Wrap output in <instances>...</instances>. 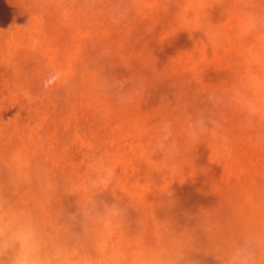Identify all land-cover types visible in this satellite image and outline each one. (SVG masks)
I'll return each instance as SVG.
<instances>
[{
  "label": "rangeland",
  "instance_id": "rangeland-1",
  "mask_svg": "<svg viewBox=\"0 0 264 264\" xmlns=\"http://www.w3.org/2000/svg\"><path fill=\"white\" fill-rule=\"evenodd\" d=\"M6 225L0 264H264V0H0Z\"/></svg>",
  "mask_w": 264,
  "mask_h": 264
},
{
  "label": "clouds",
  "instance_id": "clouds-1",
  "mask_svg": "<svg viewBox=\"0 0 264 264\" xmlns=\"http://www.w3.org/2000/svg\"><path fill=\"white\" fill-rule=\"evenodd\" d=\"M197 136H198L197 125L194 124L189 137L190 141L192 143H195ZM159 147L163 151H168L173 146L167 142V136L165 135L164 137L161 138ZM230 264H253L251 243L242 245L234 249L231 253Z\"/></svg>",
  "mask_w": 264,
  "mask_h": 264
},
{
  "label": "bare ground",
  "instance_id": "bare-ground-1",
  "mask_svg": "<svg viewBox=\"0 0 264 264\" xmlns=\"http://www.w3.org/2000/svg\"><path fill=\"white\" fill-rule=\"evenodd\" d=\"M3 231L5 235H0V252L6 254L18 253L21 247L22 237L21 232L18 228L14 227L13 225H6ZM10 264H22L20 260H14L9 262Z\"/></svg>",
  "mask_w": 264,
  "mask_h": 264
}]
</instances>
